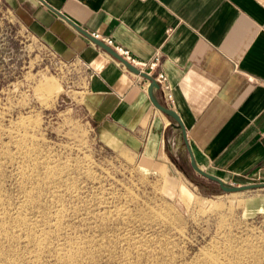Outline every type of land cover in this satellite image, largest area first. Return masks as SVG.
<instances>
[{"label": "rangeland", "instance_id": "rangeland-1", "mask_svg": "<svg viewBox=\"0 0 264 264\" xmlns=\"http://www.w3.org/2000/svg\"><path fill=\"white\" fill-rule=\"evenodd\" d=\"M89 77L0 0V264H264V187L139 147Z\"/></svg>", "mask_w": 264, "mask_h": 264}, {"label": "crops", "instance_id": "crops-1", "mask_svg": "<svg viewBox=\"0 0 264 264\" xmlns=\"http://www.w3.org/2000/svg\"><path fill=\"white\" fill-rule=\"evenodd\" d=\"M35 33L90 72L98 111L139 147L190 156L181 129L157 109L149 80L41 0H5ZM91 34L158 60L172 93L154 90L184 122L198 166L228 183L264 182V0H45ZM191 166V164H190Z\"/></svg>", "mask_w": 264, "mask_h": 264}, {"label": "water", "instance_id": "water-1", "mask_svg": "<svg viewBox=\"0 0 264 264\" xmlns=\"http://www.w3.org/2000/svg\"><path fill=\"white\" fill-rule=\"evenodd\" d=\"M41 1L44 2L49 8H51L57 14L62 16L69 23H71L79 32H81L82 34L87 36L93 42H95L96 44H98L99 46L104 48L107 52L112 54L115 58L120 60L130 71L134 72L135 74H139V75H141L144 78L149 80L148 95H149V98H150L151 102L153 103V105L157 109H159L160 111H162L163 113L167 114L168 116H170L173 119V121H174L173 125L176 128L181 129L183 140H184V142L186 144V147L188 149V152H189L191 167L198 174H200L201 176L209 179L210 181H213V182L217 183L219 185L220 189L225 191V192H239V191H244V190L264 187V182L243 184V185H235V184H232V183H228V182L224 181L223 179H221L219 176L214 175L212 173H209L206 170L200 168L198 166L197 162H196L194 153H193V151H192V149H191V147H190V145L188 143L186 128H185L184 122L182 121L180 115L173 108L162 104L158 100L156 94L154 93V90L160 87L159 84L157 83L155 77L153 75L145 72V71L139 70L138 68H136L135 66L130 64L128 61L124 60L110 46H108L104 41H102L101 39L96 38L93 34H91L90 32H88L86 30H84L83 28H81L79 25H77L72 20H70L68 17H66L62 12H60L59 10H57V9L53 8L51 5H49L45 0H41Z\"/></svg>", "mask_w": 264, "mask_h": 264}, {"label": "built area", "instance_id": "built-area-1", "mask_svg": "<svg viewBox=\"0 0 264 264\" xmlns=\"http://www.w3.org/2000/svg\"><path fill=\"white\" fill-rule=\"evenodd\" d=\"M94 36L104 41L119 56H121L124 60L128 61L130 64H132L139 70L145 71L153 75L157 83L162 88L163 92L165 93L166 97L169 100L172 99V93L170 90V86L168 84V78L166 74L161 71H157V68L159 66L158 60H155V59L151 61L141 60L135 57L128 48L122 46L121 44L116 43L112 38H102L99 34H94Z\"/></svg>", "mask_w": 264, "mask_h": 264}]
</instances>
